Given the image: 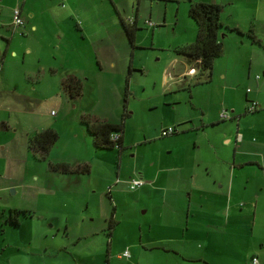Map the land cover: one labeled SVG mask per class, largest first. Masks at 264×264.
I'll use <instances>...</instances> for the list:
<instances>
[{"label": "rangeland", "instance_id": "rangeland-1", "mask_svg": "<svg viewBox=\"0 0 264 264\" xmlns=\"http://www.w3.org/2000/svg\"><path fill=\"white\" fill-rule=\"evenodd\" d=\"M139 1L141 17L135 32V47H132L117 11L119 7L126 15H133L130 4L135 11ZM212 1L222 4L219 36L223 49L214 57L209 77L207 70L203 74L186 71L189 68L187 60L175 51L193 41L197 31L195 21L187 12L188 0H123L119 6L109 0H68L66 8L60 7L56 0L49 1L48 6L54 5L51 13L58 18L66 15L69 8L80 21L82 16L88 15L94 25V35H100L102 29L94 23L95 17L104 18L105 25L112 27L108 30H120L121 39L112 33L109 55L102 57L107 62L111 58L122 59L124 55L118 51L123 52L128 61L126 68H131L123 118L126 76L122 78L123 92L119 95L114 90L118 82L112 68L91 76L79 97L70 98L62 89L66 94L62 95L61 98L66 96L62 102L53 97L42 98L39 103L38 92L32 90L34 77L31 76L37 74L39 59L42 62L57 61L48 55V45L41 32L45 28L51 29L50 24L40 16L36 19L37 30H29L28 25L24 26L29 20L24 9L20 14L21 26H0L4 33L0 34V67H4L0 74L6 78V83L0 85L1 106L19 103L18 95H28L22 102L29 101V105H35L32 109L45 111L48 116L50 110L59 112L61 104L68 107L69 113L64 114L62 130L56 141L61 139L58 149L64 150L61 157L66 159L62 162H73L74 156H78L81 162L76 164H83V159H87L85 162L90 165V171L84 173L55 170L68 176L60 184L69 187V190L63 188L60 191L64 193L62 202L66 203V209L55 201V204L48 205L46 211L49 214L45 218L41 216V209L32 205L33 198L15 195L9 187L8 193L19 200L22 209L35 210L39 215L21 213L18 223L12 224L5 216L0 217V225L3 224L0 226V264H108L109 256L110 264H125L127 259L114 256L122 252L126 243H136L142 231L145 240L159 235L157 223L163 219L161 213L165 204L177 201L183 187L202 179L207 167L205 162L215 153L232 155L233 143L238 141L239 146H243L246 139L264 146V0ZM22 3L23 0H0V22H9L13 8L18 7L21 11ZM144 19L160 25L144 26ZM74 20L72 16L67 33L76 39L75 42L88 43L93 38H82ZM250 34H254L257 40ZM67 38L71 43V38ZM61 58L62 54L58 59ZM29 72L30 77L26 76ZM250 101L257 104L252 111L247 110ZM223 108L228 111L233 108L234 116L218 119ZM77 115L80 120L82 115L90 119H102L100 115H105L122 122V147L95 148L92 138L81 126L83 122L77 121L86 134L89 147L86 154L83 138L68 136L69 125L74 123ZM21 116L15 114L17 125L23 122ZM23 117L35 121L34 115L23 114ZM168 125L175 131L162 135L161 130ZM229 144L232 146L226 147ZM239 152L251 154L246 149ZM30 160L31 173L36 170L42 174L52 161L39 159L32 151ZM40 163L44 168L39 166ZM135 176L142 177L145 183L132 190L128 180ZM71 187L77 192L80 188L84 195L73 193ZM34 189L31 187L30 191ZM49 197L48 203L53 201ZM77 197L81 198L78 199L79 206ZM236 201L237 206L232 210L239 212L242 208L239 202L244 200L238 198ZM57 205V211L69 213L64 215L62 224H54V219H50L53 206ZM8 214L7 211L6 216ZM239 217H236L238 223L235 224L239 234L228 243L237 245L240 252L225 251L216 257L205 248L206 257L218 261V264H251L244 255L255 253L259 264H264V240L261 248L258 242L259 237L264 238V223L257 222L252 229L250 212ZM67 219L68 224H65ZM140 226H143L141 232ZM218 240L223 244L227 241L224 235L222 238L218 235ZM243 244L247 246L243 247ZM127 249L133 258L136 257L133 254L135 247L129 245ZM147 251L143 252L147 254ZM146 258L148 256L144 254L140 260L135 258V262L147 263Z\"/></svg>", "mask_w": 264, "mask_h": 264}, {"label": "crops", "instance_id": "crops-1", "mask_svg": "<svg viewBox=\"0 0 264 264\" xmlns=\"http://www.w3.org/2000/svg\"><path fill=\"white\" fill-rule=\"evenodd\" d=\"M40 1L23 0L21 5V12L25 9L26 17L29 19L24 26L28 25L29 30H37L38 25L36 19H39L40 16H44L46 19L45 22L50 24L49 26L51 29L45 28L41 30V32L43 34V39L48 45V55H50L53 60L57 58V61L54 62L50 60L42 62L39 59L40 65L37 74L31 76L35 78L32 79L34 81L32 90L38 92V102L40 103L42 98L47 99L55 97V99H58L60 102L66 99V96L61 98L62 95L66 94L60 86V81L66 74H75L82 77L85 82V90L91 76H95L96 74L100 75L101 72L104 73L111 68V72L115 74V80L118 82V85L115 83L114 90L115 92H119L120 95L122 91V78L124 75L126 76L128 72L126 68L128 61L125 59V54L118 51V54L124 55V57L121 56L122 59L111 58L108 62L102 57L103 55H109L110 38L113 37L112 33L121 39L120 30H108L112 27L108 28L105 25L104 18L101 17L98 19L95 17L96 21L94 23L100 25L102 29L100 35H94V25L93 22L89 20L88 15L82 16L80 21L75 17L72 9L69 8L66 15H61L60 18H58L51 13L54 5L48 6L49 1L52 2L53 0H44L42 3ZM67 1L68 0H56L62 8L67 7ZM109 1H113L117 6L123 3V0ZM203 1L221 4L220 2L212 0ZM16 4L18 5V1ZM140 8V1L135 7V11L133 5L130 4V9L133 11L132 14L134 16V21L132 23L136 27H139V18L141 17ZM117 15L120 21L123 19L124 22H128L126 19L128 15H126L124 11H121L119 7ZM72 16L75 18V25L78 27V31L82 35V38L90 36L93 38L89 40L88 43H84V41L75 42L76 39L67 33L69 28L67 24H69ZM162 17L164 19L165 15ZM10 23L11 19L5 24L0 22V26L5 25L9 28L12 26ZM143 24L144 26L148 25L145 23V19L143 20ZM155 25L159 26L160 24L155 23ZM0 34H4L3 29L0 31ZM67 37L73 38H71V43L67 42ZM132 47H135L134 41ZM27 49H30V47ZM12 52L14 53L16 51L12 50ZM61 54L62 58L59 60L58 57ZM126 56L128 55L126 54ZM3 68L4 67H0V71H3ZM129 68L130 66L128 69ZM114 69H117V71ZM189 69L190 68H187L186 71H189ZM30 75L31 73L29 72L26 76L30 77ZM1 83H6V78L3 73L0 74V85ZM43 94L45 97H43ZM2 96L3 95L0 94V97ZM18 97L19 103H13L11 106L6 105V107L1 106L0 100V217L3 218L5 216L7 219L6 214L9 208H23L19 204V200H15L14 195L8 193L9 187H12L13 194L20 195V197L23 198H33L31 202L32 205L40 208L43 214L41 216L45 218V216L49 214L46 211L48 205L55 204V201L59 206L61 205L63 210L66 209L64 206L66 203L62 202L64 193L60 191L63 188L69 190V187H63L60 184L61 180L68 176L66 173L57 172L50 169L48 166L44 174L36 170L34 173H31V150L28 147V139L36 130L46 127L53 128L60 134L63 126L62 120L64 119V114L69 113L68 107L61 104V110L59 112L52 113L53 110H50L48 116L45 111H37V108L32 109L35 105H29V101L26 100L22 102V99L27 98L28 95H18ZM17 113L21 114V119H23V122L21 121L19 125H17L15 121V114ZM23 114L29 116L34 115L35 121H31L30 118L24 120ZM230 114L229 118H232L235 114L233 108L230 110ZM80 116L78 117L77 115L74 123L69 125L68 136H81L85 143V152L87 154L89 147L86 134H84V130L82 131L77 123V121L81 122ZM100 116L102 119L118 122L114 119L105 117V115ZM218 119L223 120L219 113ZM81 126L86 131L85 125L82 124ZM86 133L88 132L86 131ZM88 135L90 134L88 133ZM59 141L61 143V139ZM59 141L51 147L47 156V158L54 162L66 160L61 157V152L64 150L58 149L60 145ZM244 142L245 144L243 146H239L238 141L233 143L234 152L232 155H224L221 152L215 153L212 158L205 162L207 167L206 171L202 174V179L200 181H193L190 185L183 187L182 192L178 193L179 196L177 197V201H171L169 204H165L166 206L163 210V214L161 213L163 219H159L160 221L157 223L158 236L145 240L142 238L143 231L141 229H143V226L139 227V231L142 232L137 242L131 244L126 243L122 248L125 250L129 245H132L136 248L133 251L136 257L133 258L131 253L128 257L122 256V250V252L118 253L114 258L127 259L125 260V264H134L135 258L136 260H140L145 254L148 258H146L147 263L144 264H218V261H213V259H208L206 257V249L210 251L211 255L216 257L225 251L239 253L240 248H238L237 245L233 243L229 245L228 243L233 240V237L236 238L239 234L237 225H235L238 223L236 217L240 218L239 215H246L250 212L252 229L257 222L264 223V210L262 209L264 208V146L253 143L248 139L244 140ZM231 146L232 144H229L226 147ZM241 149L249 150L251 154H242L239 152ZM72 160L73 162H64L74 166L80 161L78 156H74ZM85 161H87V159H83L82 162ZM39 166L44 168V165L41 163ZM31 187L37 190L34 189V191H30ZM41 189L46 191L41 192ZM71 190H73V193L77 192L73 188ZM77 193L84 195V192H82L80 188H78ZM181 193H185V196L183 197ZM48 197L53 201H49L48 203ZM238 198H243L245 203L239 202L242 208H240L239 212H236L232 209L234 206H237L236 200ZM78 199L81 198L77 197L76 200L78 201ZM77 204L79 206V201ZM59 206H53V213L50 215V219L52 221L54 219V224H62L64 215L67 214V212L63 210L57 211ZM29 210L38 214L35 210ZM175 213H177V215ZM68 217L69 216H67V218ZM232 221L234 223H231ZM65 224H68V219ZM0 226H3V224ZM218 235L220 238L224 235L227 241L223 244V242L218 240ZM263 240V237L258 238V242L260 243L259 248L263 246ZM242 246L245 247L247 244H243ZM147 250L151 251V253ZM257 250L260 251L259 249ZM143 251H147V254ZM254 254L255 253H251L249 255L247 253L244 257L246 256L247 260L251 262L250 257ZM206 260L210 263H207ZM110 263L111 256L108 258V264ZM135 264L139 263L135 262Z\"/></svg>", "mask_w": 264, "mask_h": 264}, {"label": "trees", "instance_id": "trees-1", "mask_svg": "<svg viewBox=\"0 0 264 264\" xmlns=\"http://www.w3.org/2000/svg\"><path fill=\"white\" fill-rule=\"evenodd\" d=\"M188 15L195 21L197 25L196 35L188 44L181 45L175 49L176 53L185 57L189 68L195 67L196 71L203 74L204 70H207V76L209 77L213 59L215 56L222 52L223 45L219 36V29L222 27V21L220 19V13L222 11V5L219 3H213L203 0H188ZM123 28L127 35L129 42L133 45L134 33L137 27L133 23L124 22L121 19ZM237 29V27H234ZM254 39V34H250ZM131 72V68L128 69L125 83H124V104H123V116L126 114V95L128 91V74ZM84 79L75 74H66L60 81L61 88L68 94L70 98L79 97L84 90ZM81 121L85 125L86 131L92 138V143L95 148H111L117 146L122 147V122H112L106 119H90L86 115H82ZM118 133L119 137L116 140L110 138L112 133ZM58 139V133L53 128H44L36 130L29 136L28 147L39 159H46L51 147L56 143ZM49 167L53 170L60 172H89L90 165L88 162L78 163L71 166L67 162H54L49 161ZM7 215V221L12 223H18V216L21 213L25 215H32V211L22 208H9Z\"/></svg>", "mask_w": 264, "mask_h": 264}, {"label": "built area", "instance_id": "built-area-1", "mask_svg": "<svg viewBox=\"0 0 264 264\" xmlns=\"http://www.w3.org/2000/svg\"><path fill=\"white\" fill-rule=\"evenodd\" d=\"M20 14H21V11L19 10L18 7L13 8L12 16H11V23H10L13 27H18V26H21L23 24V19L21 18ZM126 19L129 23H132L134 21V16L128 15L126 17ZM145 23H147L148 25L155 24V22H152L149 19H145ZM193 71L194 72L196 71L194 67L189 69V72H193ZM256 106H257V104L255 101H250L249 104L247 105V110L252 111V110L256 109ZM219 115L222 119H226V118H229L231 114H230V111H228L226 108H223L220 110ZM174 131H175V128L173 126L169 125L167 127H164L161 130V134L167 135V134L173 133ZM118 137H119V134L116 132L112 133L110 136V138L112 140H116V139H118ZM144 183H145L144 179L140 176L130 177L128 180L129 188L132 190L143 186ZM121 255L128 257V256H130V252L128 249H125V250H123ZM250 261L252 264H259L258 257L256 255H252L250 257Z\"/></svg>", "mask_w": 264, "mask_h": 264}, {"label": "clouds", "instance_id": "clouds-1", "mask_svg": "<svg viewBox=\"0 0 264 264\" xmlns=\"http://www.w3.org/2000/svg\"><path fill=\"white\" fill-rule=\"evenodd\" d=\"M195 68V67H194Z\"/></svg>", "mask_w": 264, "mask_h": 264}]
</instances>
